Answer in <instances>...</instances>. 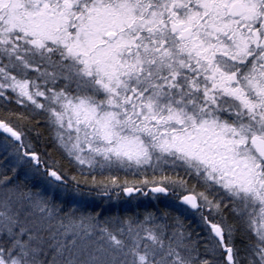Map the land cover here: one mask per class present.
<instances>
[{"label":"snow or ice","instance_id":"1","mask_svg":"<svg viewBox=\"0 0 264 264\" xmlns=\"http://www.w3.org/2000/svg\"><path fill=\"white\" fill-rule=\"evenodd\" d=\"M0 264H264V0H0Z\"/></svg>","mask_w":264,"mask_h":264},{"label":"trees","instance_id":"2","mask_svg":"<svg viewBox=\"0 0 264 264\" xmlns=\"http://www.w3.org/2000/svg\"><path fill=\"white\" fill-rule=\"evenodd\" d=\"M122 178H123V174H122ZM128 179L131 180V179H133V177L129 176ZM145 198H147V197H145ZM145 198H144L143 196H141V197H140V201H141V202H146L147 199H145Z\"/></svg>","mask_w":264,"mask_h":264},{"label":"rangeland","instance_id":"3","mask_svg":"<svg viewBox=\"0 0 264 264\" xmlns=\"http://www.w3.org/2000/svg\"><path fill=\"white\" fill-rule=\"evenodd\" d=\"M144 198H145V197H144ZM145 199H147V200H148L149 198L147 197V198H145Z\"/></svg>","mask_w":264,"mask_h":264}]
</instances>
